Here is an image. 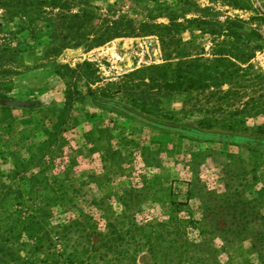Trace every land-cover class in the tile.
<instances>
[{"label":"rangeland","instance_id":"374dc122","mask_svg":"<svg viewBox=\"0 0 264 264\" xmlns=\"http://www.w3.org/2000/svg\"><path fill=\"white\" fill-rule=\"evenodd\" d=\"M232 1L87 0L98 9L96 31L120 16L147 27L99 47H87L97 37L89 32L65 49L72 35L54 26L55 11L9 17L0 9V97L39 103L0 109V170L34 153L33 172L42 170L67 203L53 209V223L86 216L103 233L107 221L123 233L120 249L135 250L132 260L110 261L115 254L104 251L83 264H264V149L164 134L88 95L162 121L264 138V0ZM232 23L251 39L233 36ZM84 61L87 78L64 76V66ZM152 66L165 77L142 70ZM68 82L80 98L60 111ZM41 193L24 195V205ZM170 217L182 222L173 227Z\"/></svg>","mask_w":264,"mask_h":264},{"label":"trees","instance_id":"16d2710c","mask_svg":"<svg viewBox=\"0 0 264 264\" xmlns=\"http://www.w3.org/2000/svg\"><path fill=\"white\" fill-rule=\"evenodd\" d=\"M235 4L234 6H237ZM241 7L248 10V2L241 4ZM0 9H3L4 14L9 17L21 13L46 14L44 11H49V15H54L52 12L55 11V17L52 18L54 26L67 29V32L72 35V41L62 45L63 49L79 47L89 32L97 34V37L90 39L89 43L85 40L87 47H99L112 38L128 37L135 29L147 27L146 24L136 27L130 19L120 16L115 20L101 19L106 25L102 31H96V28L91 27V23L99 18L98 9L90 6L87 0H0ZM196 26H201V29L216 28L205 23ZM228 30L233 36L251 39L248 33L234 23L228 26ZM216 60H220V58H216ZM190 63H194V61H188L186 63L188 67ZM90 68L91 64L85 61L77 64L74 68L64 66V76L68 73V76L72 77L83 71L87 78L91 71ZM142 70H150L156 79L165 77L163 67L160 69L159 66H152ZM180 71V68L176 69V77H180ZM188 81L189 79L185 80V82ZM10 85L11 81H8L2 86L9 88ZM66 85L67 90L60 111H63L64 107L67 108L66 106L73 101L79 100L81 94L80 90L71 88L70 82ZM88 95L93 106L164 134L177 135L201 142H223L247 149H264V138H253L231 131L203 130L188 123L162 121L143 113L142 109L138 110L128 104L106 97H96L91 93ZM0 100L8 99L0 97ZM0 109L6 111L11 108L0 106ZM27 154V158H20L15 162V165L5 164L7 168L0 170V264H83L90 262L96 254L98 258H104V251H111L112 254H115L112 255L113 259L110 261L116 260L117 255L129 257L132 260L131 256L135 250L130 253L129 250L126 251L127 249H120V243L124 239L123 233L116 230L107 221H105L106 231L103 233H96L92 230L86 216L80 217L81 220L77 217L53 223L52 216L55 207L64 209V211L68 209L65 199H62L64 193L54 190L41 169L38 171L40 177L36 172H33L34 168L40 165V161L34 153L28 151ZM46 191L50 192L49 197H44L45 193H41ZM39 192L43 200L34 201L31 207L24 205V195L38 194ZM20 206H24V209L21 210ZM176 221L182 222L170 217L168 224L175 227ZM184 222L185 226L193 224L192 220ZM127 231L129 230H125L126 233ZM93 235L98 238L96 243L91 240ZM79 245H82L80 250H78ZM105 260L108 261L109 258Z\"/></svg>","mask_w":264,"mask_h":264},{"label":"water","instance_id":"95a60500","mask_svg":"<svg viewBox=\"0 0 264 264\" xmlns=\"http://www.w3.org/2000/svg\"><path fill=\"white\" fill-rule=\"evenodd\" d=\"M0 106H5L12 109H34L39 107V103L37 101L0 100Z\"/></svg>","mask_w":264,"mask_h":264}]
</instances>
